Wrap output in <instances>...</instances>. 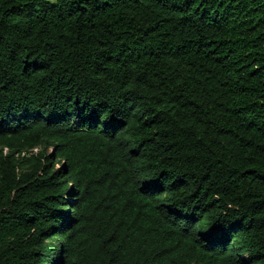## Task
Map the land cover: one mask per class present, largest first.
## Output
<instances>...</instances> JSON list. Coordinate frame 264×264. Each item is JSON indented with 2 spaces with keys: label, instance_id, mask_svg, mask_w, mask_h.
Here are the masks:
<instances>
[{
  "label": "trees",
  "instance_id": "1",
  "mask_svg": "<svg viewBox=\"0 0 264 264\" xmlns=\"http://www.w3.org/2000/svg\"><path fill=\"white\" fill-rule=\"evenodd\" d=\"M0 264H264V0H0Z\"/></svg>",
  "mask_w": 264,
  "mask_h": 264
},
{
  "label": "rangeland",
  "instance_id": "2",
  "mask_svg": "<svg viewBox=\"0 0 264 264\" xmlns=\"http://www.w3.org/2000/svg\"><path fill=\"white\" fill-rule=\"evenodd\" d=\"M49 1H51V2H52L53 0H49Z\"/></svg>",
  "mask_w": 264,
  "mask_h": 264
}]
</instances>
